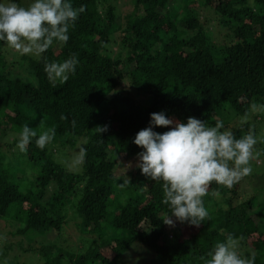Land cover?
I'll return each mask as SVG.
<instances>
[{"label": "trees", "instance_id": "obj_1", "mask_svg": "<svg viewBox=\"0 0 264 264\" xmlns=\"http://www.w3.org/2000/svg\"><path fill=\"white\" fill-rule=\"evenodd\" d=\"M115 1L71 0L74 7L85 5V12L66 44L54 42L42 54L58 62L77 54L75 74L56 87L39 57L11 48L6 54L0 41V109H7L0 116V218L15 207L26 215L19 232L46 234L49 245L33 250L38 264H133L124 260L133 247L146 253L136 264H203L200 257L228 233L243 235L239 252L254 253L255 264H264V173L257 171L261 185L251 180L256 171L248 176V196L239 189L245 177L231 189L213 182L203 198L209 218L199 227H169L162 221L169 209L161 203V182L128 168L142 150L132 140L148 126L150 113L164 111L182 122L192 116L209 126L222 120L237 138L249 127L256 134L260 120L250 116L249 104H264V0H131L125 15ZM13 2L26 6L31 0ZM202 9L213 13L222 39L211 20L201 18ZM25 73L35 75L39 87L26 82ZM125 81L129 89L121 86ZM41 121L56 135L43 150L34 138L22 153L38 173L32 187L21 191L3 166V137L25 124L39 134ZM97 125L107 131L95 133ZM74 138H84L87 150L79 173L56 160L59 146ZM121 174L131 183L121 187ZM70 213L78 219L65 234ZM14 245L5 240L0 256L6 264H23L15 253L8 257Z\"/></svg>", "mask_w": 264, "mask_h": 264}, {"label": "clouds", "instance_id": "obj_2", "mask_svg": "<svg viewBox=\"0 0 264 264\" xmlns=\"http://www.w3.org/2000/svg\"><path fill=\"white\" fill-rule=\"evenodd\" d=\"M85 10V5L74 7L71 0H31L26 6L13 0H0V41L22 56L32 54L39 57L48 81L56 87L57 82L65 83L70 75L75 74L79 63L77 54L72 53L62 62L49 61L42 54L54 42L67 43L70 29L75 27ZM24 78L39 87L35 75L25 73ZM249 110L264 111V104L252 101ZM60 119L67 120V116L62 114ZM71 126L76 127L75 119ZM155 127L168 130L160 133L153 130ZM40 128L42 131L37 134L27 124L22 126L16 143L21 153L27 152L34 138L36 146L42 150L52 142L55 127L45 128L41 121ZM107 128V125H97L93 131L100 135ZM257 142L253 127L237 138L225 128L222 120L209 126L192 116L182 122L168 118L164 111L154 112L150 113L148 126L139 130L132 140L142 150L136 154L135 164L130 162L128 168H138L146 178L161 182V203L169 209L162 220L164 224L175 227L178 222L199 227L210 216L203 200L209 195L210 185L215 182L231 189L251 175V161L264 154L255 149ZM86 151L84 147L79 149L73 157V166L85 162ZM130 183L126 176L120 186ZM211 195L217 200L222 199L219 190H213ZM243 240V235L237 237L228 233L200 260L203 264H255L254 253L245 256L239 252Z\"/></svg>", "mask_w": 264, "mask_h": 264}, {"label": "rangeland", "instance_id": "obj_3", "mask_svg": "<svg viewBox=\"0 0 264 264\" xmlns=\"http://www.w3.org/2000/svg\"><path fill=\"white\" fill-rule=\"evenodd\" d=\"M116 7H118L121 15H125L132 9V3L131 0H116L113 2ZM202 15L201 18H208L211 20L209 24L212 27H216L213 29V32L216 35V38L222 39L223 38V28L218 25L217 21H215L212 16L213 13L208 12L206 9H202ZM210 26V27H211ZM218 33V34H217ZM224 40V39H223ZM5 53L6 54H12L10 51V48L5 45ZM114 50H117L118 47L114 45L112 47ZM12 56V55H11ZM9 55V57H11ZM123 66H121L122 68ZM124 89H129L127 86L126 81L122 83L121 85ZM135 99H140L141 102H146V98L142 97L140 95L133 94ZM144 99V100H143ZM7 113V109L1 108L0 109V116H3ZM9 114V113H8ZM7 114V116H9ZM250 116H256L258 120H260L259 126L257 128L256 132V138H257V144L255 146L256 150H260L262 153H264V111L259 112H251ZM241 118V117H240ZM243 119V118H242ZM234 122V121H233ZM19 133L20 131L12 132L9 129H7L6 135L3 137V147L1 149V156L3 158V166L7 169V172L11 175L12 180L15 181L20 188L21 191H26V189H29L32 187V183L34 181L35 176L38 173V166L37 164H34L32 160H30L26 155H22V153L19 151V149L16 148V143L19 139ZM84 138H74L71 142L72 144L67 143L69 145H66L64 148L59 146L56 160L60 162L64 167H66L68 170L79 173L81 172V165L73 166L72 160L75 155L78 154L79 149L81 147V143L83 142ZM50 149V147H49ZM133 165L136 162V159L130 161ZM252 169L255 172V175L252 177H245L246 179H243L241 183L239 184V189L243 190L248 195H251L252 189L249 190V186L247 184V180L250 178L251 180H254L255 185H261L260 182V174H258L257 171H260V173H264V154H262L258 159H255L251 161ZM128 169V168H127ZM122 173V172H120ZM119 173V174H120ZM125 174H127L125 172ZM13 175V176H12ZM119 176H123L121 178H126L124 174H121ZM251 176V175H250ZM126 194H120V197H124ZM256 202L259 203V201L256 200ZM66 221L67 224L65 226L67 232L65 234L70 233L69 230L73 229L74 225L77 221L76 214H69V217ZM26 221V215L24 211L15 212V207H11L8 211L7 216L0 218V249L5 246V240L9 241L10 243H15L14 248L12 251H9L8 257L13 256L15 253V260L18 262H21L23 264H38L39 256L35 254L33 251L37 247L41 246H48L49 240L46 238V234L39 233L35 230H28L26 232H19L24 227V222ZM76 242V239H74ZM4 241V242H3ZM21 246H20V245ZM139 251V252H137ZM129 258H125V262L131 261L133 264H136L139 262V260H144L146 258V253L141 251V248H132L131 251L128 253ZM151 257V256H149ZM149 257L147 260H149ZM5 255L0 256V264H3L4 262L7 263ZM135 262V263H134ZM147 264L148 261H145L143 264Z\"/></svg>", "mask_w": 264, "mask_h": 264}]
</instances>
